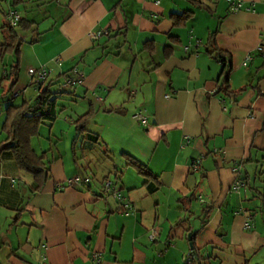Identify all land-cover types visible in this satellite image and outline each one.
<instances>
[{
    "label": "crops",
    "instance_id": "1",
    "mask_svg": "<svg viewBox=\"0 0 264 264\" xmlns=\"http://www.w3.org/2000/svg\"><path fill=\"white\" fill-rule=\"evenodd\" d=\"M2 1L35 23L30 62L50 69L46 83L82 71L59 98H80L96 136L87 141L118 151L125 172L113 174L118 200L103 187L107 156L91 161L94 172H72L52 145L32 147L51 175L34 191L31 175L2 155L0 264H97L94 254L98 264H198L192 233L202 264H264V0ZM185 10L192 17L173 25ZM30 82L16 97L34 95ZM75 175L90 185H67Z\"/></svg>",
    "mask_w": 264,
    "mask_h": 264
},
{
    "label": "trees",
    "instance_id": "2",
    "mask_svg": "<svg viewBox=\"0 0 264 264\" xmlns=\"http://www.w3.org/2000/svg\"><path fill=\"white\" fill-rule=\"evenodd\" d=\"M21 0H11L12 7H16ZM193 4H197L198 6L201 5L198 0H188ZM10 10H15L13 8L4 11L2 14L5 18V23L0 26L3 36V42L0 44V59L2 58L3 54L6 51H11L14 53L16 57V62L12 65V68L9 72L3 69V75L7 76L11 83H10V90L17 82L18 76V57L20 54V39H19V32H27L30 28L35 24L34 22L28 21L25 17H22L18 12L20 18L18 23L15 26H12L8 19L6 18L7 13ZM193 15L192 11L185 10L179 14H172V22L175 26H182L185 22L190 19ZM6 29V32L4 31ZM33 36H30V43L33 42ZM24 41V39H23ZM151 44V42H150ZM209 51V50H208ZM210 52V51H209ZM223 58V62H224ZM45 66V65H41ZM40 67V66H38ZM35 67V68H38ZM48 68V67H47ZM77 68V67H73ZM61 74L63 76L62 84H58L57 91L53 92L50 90V86L53 84L52 80L46 83L47 79L43 81H31L30 84L35 88V93L33 96L28 97L27 99H22L20 103L14 104L10 103L6 106L4 110V118L2 121V132L4 134V139L0 141V159L2 155H8L13 157L19 169L23 170L24 172L31 175L33 180V190L39 191L43 188L44 184L47 180L51 178L49 166L45 161V152L41 154H37L31 146V139L33 137L38 136L39 128L42 124H49L51 125L57 118L58 113L61 109L58 106V96L59 93L63 92L60 90L61 87L64 85V77L67 76L71 70ZM49 69V68H48ZM79 69V68H78ZM228 72H226L227 75ZM226 80V77H225ZM228 85L226 83V87L224 88L225 91H228ZM91 118V112H87L77 119L73 121L72 124L75 127L79 126L80 128H85ZM87 133V138L89 140L96 139V136L92 132ZM127 164L134 167L138 172L143 175H148L146 168L130 156H127ZM84 177V176H82ZM89 178V177H88ZM107 181V180H106ZM91 179L89 178V183H84L86 185H90ZM112 183V182H111ZM105 184V181L103 182ZM114 185V184H113ZM104 187V185H103ZM105 189V187H104ZM106 190V189H105ZM119 191V190H118ZM111 195H113L112 191H107ZM120 195V192H118ZM113 197H115L113 195ZM116 198V197H115ZM118 199V198H116ZM121 199V195H120ZM118 199V200H120ZM128 203L130 208H126L125 204ZM122 205L125 208V213H128L131 209V204L128 201H124ZM158 234V232H157ZM194 235L191 234V254L197 255L198 264H202L201 257L199 256V249L195 247L193 242ZM191 254L188 255V259L192 256Z\"/></svg>",
    "mask_w": 264,
    "mask_h": 264
},
{
    "label": "rangeland",
    "instance_id": "3",
    "mask_svg": "<svg viewBox=\"0 0 264 264\" xmlns=\"http://www.w3.org/2000/svg\"><path fill=\"white\" fill-rule=\"evenodd\" d=\"M4 11H6V4L2 0H0V26H2L6 22L2 14ZM4 31L6 32V29H4ZM30 36L31 32H19V39L21 41L20 49L21 51L22 48L24 49L22 51V58L19 56L17 59L19 67L17 76L18 80L11 90V81L7 76L3 75L2 69H5L9 72L14 62H16V57L13 52L6 51L0 59V140L4 135L1 126L4 118V110L8 103V100L12 98L15 104L21 102L22 96L13 97V93L20 90V83L26 85L28 81L26 65L31 63L33 67H37L35 63L30 62L31 52L30 49H28ZM2 42L3 36L0 29V44ZM60 88H62V91H67L66 89H72L71 87L65 85H63V87L60 86ZM50 90L55 92L59 89L57 86L51 85ZM62 95H64L62 96V98H59L60 95H58V106L61 110L58 113V116L54 123H52L53 126L51 128V136H49L51 138L53 136L57 137V139H60L61 142H57V144H55L57 146L49 143L47 140V136L49 135L50 130L49 124H42L40 126L41 135L38 138L35 137L32 139V147L39 153L40 149H43L44 146L45 148H49V145H52V150L55 151V154H60L62 160L65 162V165L67 166V168H71L72 172L76 171V169L78 168L77 165H79V169H82L83 171V168L86 166V164H89L90 169L94 172V164L91 161H93V159L101 158L105 155L108 158L107 162H110L108 163L109 165L106 166L108 167V170H104L106 172L104 175L108 176L107 181L112 182V184H117V181L113 174L116 173V170L119 171V174H123L125 172L123 169L125 162L120 159V153L113 148H110V150L106 152L101 144H92L87 141L86 131H88L89 128L87 126L85 128H80L79 126L75 127V125L71 124L70 122L74 119H77V117L82 114V107L84 105L80 103V98H75V100L70 99L69 95H67L66 93ZM40 144L42 146H40ZM48 153L50 155L51 152H49L48 150ZM105 164L106 162L101 164V166ZM104 175H97V178L95 180L96 185L98 184V182H100L102 176ZM134 176L135 178H137V180H142V177L137 175ZM134 181H136V179Z\"/></svg>",
    "mask_w": 264,
    "mask_h": 264
},
{
    "label": "built area",
    "instance_id": "4",
    "mask_svg": "<svg viewBox=\"0 0 264 264\" xmlns=\"http://www.w3.org/2000/svg\"><path fill=\"white\" fill-rule=\"evenodd\" d=\"M239 7V3L235 2L232 3L230 10L234 11L237 10ZM6 18L8 19L9 23L12 26H15L18 23V20L20 18L18 12L16 10H10L7 13ZM100 35V32L97 33H93L92 37L93 38H97ZM55 62L57 65L60 64L61 60L59 58L55 59ZM245 64V63H244ZM27 74L29 76V78L31 79V81H43L46 78L49 77L50 75V69H48L46 66H40L38 68H34V67H30L27 69ZM83 73L80 69L78 68H73L71 70V72L64 77V85L68 86V87H74L76 86L78 83H80L83 79ZM20 94L19 91H16L15 93H13V97H16ZM134 117V119L136 121H138L140 124H142L143 126H145L147 124V119L146 116L139 110L135 111L132 115ZM194 168H199V164L197 162H195L193 164ZM67 185H72V184H76V183H89V178L86 177H82L79 175H75L72 178H69L67 181ZM243 184L240 183L239 180L235 181L232 186H231V190L236 191L238 190ZM104 187L106 189V191H112L113 195L120 199V195H119V189L117 188L116 185H113L110 181H105ZM126 208H130L129 204L126 203L125 204ZM246 226L248 227V224H246ZM157 235V231L156 230H152V232L150 233L149 237L151 238V240H153ZM93 259L94 262H96L97 264L100 262V258L98 255L94 254L93 255Z\"/></svg>",
    "mask_w": 264,
    "mask_h": 264
},
{
    "label": "water",
    "instance_id": "5",
    "mask_svg": "<svg viewBox=\"0 0 264 264\" xmlns=\"http://www.w3.org/2000/svg\"><path fill=\"white\" fill-rule=\"evenodd\" d=\"M189 244H190V246H192V243L191 242Z\"/></svg>",
    "mask_w": 264,
    "mask_h": 264
}]
</instances>
